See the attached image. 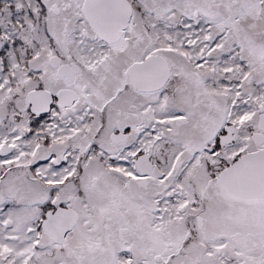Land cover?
<instances>
[{
	"label": "snow or ice",
	"instance_id": "6c2138e0",
	"mask_svg": "<svg viewBox=\"0 0 264 264\" xmlns=\"http://www.w3.org/2000/svg\"><path fill=\"white\" fill-rule=\"evenodd\" d=\"M0 264H264V0H0Z\"/></svg>",
	"mask_w": 264,
	"mask_h": 264
}]
</instances>
